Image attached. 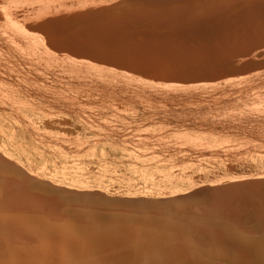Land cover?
<instances>
[{
	"label": "rangeland",
	"instance_id": "rangeland-1",
	"mask_svg": "<svg viewBox=\"0 0 264 264\" xmlns=\"http://www.w3.org/2000/svg\"><path fill=\"white\" fill-rule=\"evenodd\" d=\"M0 181V264H264V0H0Z\"/></svg>",
	"mask_w": 264,
	"mask_h": 264
},
{
	"label": "bare ground",
	"instance_id": "bare-ground-1",
	"mask_svg": "<svg viewBox=\"0 0 264 264\" xmlns=\"http://www.w3.org/2000/svg\"><path fill=\"white\" fill-rule=\"evenodd\" d=\"M6 163H7V162H6ZM12 163H13V162H12ZM17 164H18V163H17ZM10 165H11V162H10ZM14 165H15V164H14ZM15 166H16V165H15ZM10 169H11V168H10ZM10 169H9V170H10ZM4 177H5V176H4ZM8 178H9V177H8ZM24 179H26V178H24ZM4 181H5V180H4ZM7 181L9 182V184L11 183V182L9 181V179H8ZM32 181H33V180H32ZM0 182H1V181H0ZM15 182H16V181H15ZM19 182H20V181H19ZM13 183H14V182H13ZM17 183H18V182H17ZM17 183H16V184H17ZM30 183H32V182H30ZM35 183H36V182H35ZM6 184H7V182L5 183V186H6ZM16 184H14V185H16ZM19 184H22V183H19ZM19 184H18V185H19ZM23 184H24V183H23ZM36 184H37V183H36ZM50 184H51V183H50ZM3 185H4V182H3ZM18 185H17V186H18ZM17 186H16V187H17ZM31 186H32V185H31ZM31 186H30V189H31ZM47 186H48V185H47ZM12 187H14V186L12 185ZM16 187H14V188H16ZM18 187H19V186H18ZM25 187H26V186H25ZM27 187H28V186H27ZM43 187H44V186H43ZM22 188H23V187H21V189H22ZM6 189H7V186H6V188H4V190H6ZM24 189H26V188H24ZM24 189H23V190H24ZM8 190H10L9 185H8ZM8 190H6V191H8ZM14 190H15V189H14ZM32 190H33V189H32ZM34 190H35V189H34ZM44 190H45V188H44ZM1 191H3V189H2ZM18 191H20V189L18 190V188H17V192H18ZM21 191H22V190H21ZM12 192H13V191H11L10 196H11V195L13 196ZM17 192H15V193H16L17 198H18L19 195H18ZM25 192H26V191H25ZM29 192H30V191H29ZM7 193H8V192H7ZM15 193H14V194H15ZM19 193H20V196H21V194H22L23 192H22V193L19 192ZM31 194H32V193H31ZM31 194H30V196H32ZM33 194H34V193H33ZM3 195H4V194H3ZM22 195H23V194H22ZM24 195H25V194H24ZM36 195H37V194H36ZM39 195H40V194H39ZM39 195H38V196H39ZM5 196H6V194H5ZM10 196H9V197H10ZM12 196H11V198H6V197H5V198H6L7 200H8V199H12ZM20 196H19V197H20ZM41 196H42V194H41ZM41 196H40V197H41ZM7 197H8V195H7ZM14 197H16V196H14ZM22 197L25 199L24 196H21L20 200L23 199ZM42 197H43V196H42ZM45 197H46V196H45ZM37 198H38V197H37ZM43 198H44V197H43ZM54 198H55V197H54ZM14 199H15V198H13V203H14ZM26 199H28V198H26ZM44 199H45V198H44ZM7 200H5V201H7ZM30 200H31V199H30ZM0 201H4V200H3V196H1V200H0ZM11 201H12V200H11ZM11 201H9V202H11ZM24 201H25V200H22V202H24ZM41 201H42V200H41ZM41 201H39V202H41ZM7 202H8V201H7ZM34 202H36V201H34ZM61 202H62V200H61ZM27 203H28V202H27ZM36 203H37V202H36ZM59 203H60V202H59ZM3 204H4V203H3ZM5 204L7 205V203H5ZM16 204H17V203H16ZM18 204H19V203H18ZM34 204H35V203H34ZM56 204H58V203H56ZM19 205H21V204H19ZM32 205H33V204H32ZM23 206H24V205H23ZM2 207H4V206H2ZM5 207H6V206H5ZM8 207H9V206H7V208H8ZM21 207H22V206H21ZM26 207H27V205H26ZM31 207H32V206H31ZM35 208H36V207H35ZM0 219H1V218H0ZM7 221H8V220H7ZM4 222H5V221H4ZM4 222H1V223H4ZM5 226H7V225H5ZM1 227H3V226H1ZM6 228H7V227H6ZM6 228H3V229H6ZM8 228L10 229L9 225H8ZM12 228H13V227H12ZM9 229H8V230H9ZM242 230H243V229H242ZM10 231H11V230H10ZM11 233H12V232H11ZM10 235H11V234H10ZM13 235H14V233H13ZM15 235H16V234H15ZM3 237H4V236L1 235V238H3ZM6 237H7V236H6ZM6 237L3 239L4 241H5ZM12 237H13V236H12ZM8 239H9V238H8ZM6 241H7V240H6ZM9 241H11V240H9ZM9 241H8V242H9ZM1 242H3V241H1ZM1 242H0V243H1ZM4 244H5V243H4ZM11 244H12V243H11ZM3 246H4V245H3Z\"/></svg>",
	"mask_w": 264,
	"mask_h": 264
}]
</instances>
